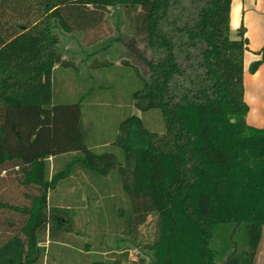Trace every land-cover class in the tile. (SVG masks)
Segmentation results:
<instances>
[{"label": "trees", "instance_id": "obj_1", "mask_svg": "<svg viewBox=\"0 0 264 264\" xmlns=\"http://www.w3.org/2000/svg\"><path fill=\"white\" fill-rule=\"evenodd\" d=\"M232 2L0 0V181L14 170L19 185L38 190L26 194L28 206L0 201L27 215L25 237L0 247V264H39L46 234L78 248L63 237L73 228L69 208L50 206L51 191L78 171L99 184L112 176L127 198L122 219L101 240L120 231L145 241L138 260L126 247L90 264L256 263L264 233V127L247 121L248 40L242 27L232 37ZM110 24L117 36L100 41L125 43L128 30L149 46V74L136 70L133 98L143 114L160 110L165 128L154 131L129 115L118 125L115 148L98 151L84 120L85 97L56 101L54 76L59 67L78 69L66 58L65 38L85 39ZM260 55L251 73L264 66V45ZM109 66L95 58L89 69ZM243 226L247 249L239 253L234 239Z\"/></svg>", "mask_w": 264, "mask_h": 264}, {"label": "rangeland", "instance_id": "obj_2", "mask_svg": "<svg viewBox=\"0 0 264 264\" xmlns=\"http://www.w3.org/2000/svg\"><path fill=\"white\" fill-rule=\"evenodd\" d=\"M247 26L243 19L231 34L233 38H238L239 28L242 27L245 31L244 36L248 40L244 76L245 100L249 106L247 121L253 127L263 128L264 67H260L256 73H251L249 68L253 61L261 58L259 45L264 35V17L261 18L260 24ZM125 31L127 32L125 43L115 41L108 44L99 40L105 35L111 38L117 36L113 24L91 31L85 39L78 34L65 38L63 45L66 58L78 66V69L59 67L54 76L56 101L71 103L85 97L84 120L86 128L92 132V144H95L98 151L115 148L114 140L118 125L129 115H139L147 127L154 131L161 132L165 128V120L160 110H151L143 114L135 106L133 94L139 88L136 70L143 75L149 74L143 58H149L151 51L146 43L137 41L128 30ZM95 58L110 62V66L89 69ZM258 73L260 77H257ZM89 140L88 137V142ZM57 168L59 163L55 162L52 173ZM3 176L0 181V201L23 207L30 205L31 198L26 194L32 196L38 193V190L19 185L14 170L3 173ZM110 178L108 183H104L108 177L102 178L103 181L99 184L89 174L78 171L70 180L62 181L56 190L51 191L50 206L69 208L73 228L71 232H65L63 237L68 238L72 244H78V248L68 243L53 242L48 234L42 235L40 245L44 246L46 251L39 264H90L101 258L112 260L117 257L118 251L126 247L130 248L131 260L139 259V252L145 242L143 237L126 238L119 231L109 235L104 242L101 240L103 232L111 234V225L116 223L115 220L122 219L120 210L127 207L124 191L115 185L116 181H113L112 176ZM26 218L27 215L0 207V247L12 236L25 237L21 228ZM58 220H63L66 225L70 224L69 217L63 219L59 217ZM54 222L53 219L51 223ZM150 229L151 226L146 224L141 227L140 232L146 235ZM247 241V233L243 226L235 234L234 239L239 253L247 249ZM217 245L219 246L220 242L217 241ZM262 250V261L258 264H264V244ZM145 264L153 263L149 258Z\"/></svg>", "mask_w": 264, "mask_h": 264}, {"label": "crops", "instance_id": "obj_3", "mask_svg": "<svg viewBox=\"0 0 264 264\" xmlns=\"http://www.w3.org/2000/svg\"><path fill=\"white\" fill-rule=\"evenodd\" d=\"M236 9V23L234 24V13ZM244 10H246L244 12ZM264 17V0H233L232 2V9H231V28L236 29L239 27L240 23L244 21L247 23V27H249V24H260L261 18ZM235 25V26H234ZM263 43V44H262ZM264 45V35L261 41V44L259 45V49ZM248 52V51H247ZM264 66H261V68ZM109 180L104 181V183H108ZM264 244V233L263 238L260 243L256 263H260L262 261V246Z\"/></svg>", "mask_w": 264, "mask_h": 264}, {"label": "bare ground", "instance_id": "obj_4", "mask_svg": "<svg viewBox=\"0 0 264 264\" xmlns=\"http://www.w3.org/2000/svg\"><path fill=\"white\" fill-rule=\"evenodd\" d=\"M235 14H236V9H235V13H234V24L237 22V21H236ZM234 26H235V25H234ZM257 77H260V76H259V73H258V76H257Z\"/></svg>", "mask_w": 264, "mask_h": 264}]
</instances>
